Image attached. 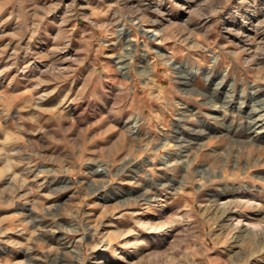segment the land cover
<instances>
[{
    "label": "rangeland",
    "instance_id": "1",
    "mask_svg": "<svg viewBox=\"0 0 264 264\" xmlns=\"http://www.w3.org/2000/svg\"><path fill=\"white\" fill-rule=\"evenodd\" d=\"M0 264H264V0H0Z\"/></svg>",
    "mask_w": 264,
    "mask_h": 264
},
{
    "label": "bare ground",
    "instance_id": "2",
    "mask_svg": "<svg viewBox=\"0 0 264 264\" xmlns=\"http://www.w3.org/2000/svg\"><path fill=\"white\" fill-rule=\"evenodd\" d=\"M124 28V27H123ZM152 34H155L156 32H154L153 33V31L151 32ZM128 36V35H127ZM160 54H164V52H160ZM147 56V55H146ZM146 58V57H145ZM169 60H171V58H167V59H165V61L166 62H168ZM196 72L197 71H195V72H192V75H195L196 74ZM252 91H254V88H252ZM243 97L241 96V99L239 100V101H237V105L238 106H240L241 105V103H242V101H243ZM254 100H256V99H254ZM253 102H255V101H253ZM222 104V103H221ZM221 104H215V107L216 108H218V109H221L222 110V105ZM221 112V111H220ZM223 113V112H222ZM223 117V116H222ZM253 117V116H252ZM136 119V118H135ZM251 121V120H250ZM251 122H253V121H251ZM133 124H134V126L135 125H137L138 123H137V119L136 120H133ZM249 124V123H248ZM250 125V124H249ZM257 126H259L258 125V123L257 124H253V125H251L250 126V130H249V132H250V134L251 135H259V134H262L261 133V129H259V128H257ZM261 126H263V125H261ZM179 150H182V149H179ZM163 162L166 164V163H168V160H167V157L165 158V159H163ZM94 171L95 172H99V173H108V168H107V166H95V168H94ZM248 197H250V198H252V197H254L253 195H249ZM248 222H246V224H247Z\"/></svg>",
    "mask_w": 264,
    "mask_h": 264
}]
</instances>
